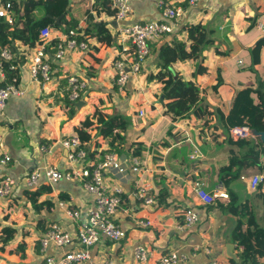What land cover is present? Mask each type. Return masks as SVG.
<instances>
[{"label":"crops","instance_id":"0c3cea01","mask_svg":"<svg viewBox=\"0 0 264 264\" xmlns=\"http://www.w3.org/2000/svg\"><path fill=\"white\" fill-rule=\"evenodd\" d=\"M13 1L23 6L24 0ZM80 1L95 0H69V4L73 9L80 8L77 6ZM168 1L183 9L174 32L149 43L150 54L140 74L129 76L121 89L115 83L113 60L123 53L131 61L133 46L129 41L123 44L118 41L117 25L160 20L156 0H131V12L124 22H115L114 15L91 10V16L79 18L78 22L88 18L84 28L103 22L111 34V43L106 45L86 36L92 42L91 48L67 51L60 62L53 59L54 48L67 31L65 24L51 27L47 46L52 78L44 89L31 78L27 67L34 47L18 40L14 42L15 51L25 54L17 70L19 85L25 91L9 97L0 123V155L7 153L12 157L7 164H0V176H11L18 182L12 195L0 198V264H44L47 256L59 259L80 247L50 244L42 251L39 237L53 223L73 233L94 202V195L79 182L67 179L51 182L44 173L49 165L60 171L69 170V152L61 140L73 134L72 127L80 125L87 116L92 121L88 129L92 138L82 143V147L91 159H98L108 150L123 155H134L140 150L136 156L145 169L140 175L130 172L124 179H117L112 172L104 173L110 190L117 185L122 189L123 202L114 219L125 229L126 236L115 242L104 240L89 248L90 260L80 264L99 263L105 258L112 259L114 264H139L133 255L139 244L150 252L145 264H152L160 255L171 251L188 256V260L178 264L238 262L239 249L230 240L236 215L226 208L230 193L238 204L248 202L256 221L264 225L263 143L253 138L232 139L224 123L237 91L249 86L264 91V45L257 64L252 63L250 51L258 40L264 39V0H196L194 4L188 0ZM193 24H202L215 43L202 51L200 63L186 60L171 64L174 73L193 81L200 89L194 110L171 119L164 112V100L159 101L163 82L154 76L159 70L157 53L167 40L187 42L185 28ZM198 64L204 73L197 74ZM70 75L83 78L87 84L84 105L79 110L66 97V79ZM218 78L221 82L217 85ZM141 110L143 115L139 114ZM105 122L126 123L124 128L112 132H118L122 141L112 140L114 144L109 145L112 135L97 132ZM43 145L51 151L42 153ZM194 150L197 152L191 158ZM33 171L39 173L37 183L25 185L24 177ZM255 174L261 181L260 186L252 189L249 179ZM195 180L201 181L208 192L217 188L225 190L228 201L203 204L193 191ZM138 181L154 185L157 204L152 209L135 197ZM39 188L42 193L32 202L33 193ZM186 208L195 209L199 220L190 228H180ZM67 210L78 211L79 216L75 219ZM139 221L149 224L142 227ZM3 227L13 229L6 242L3 241L6 235L1 233ZM231 248L235 259L230 257ZM260 263L264 264V260Z\"/></svg>","mask_w":264,"mask_h":264},{"label":"built area","instance_id":"2783aa9c","mask_svg":"<svg viewBox=\"0 0 264 264\" xmlns=\"http://www.w3.org/2000/svg\"><path fill=\"white\" fill-rule=\"evenodd\" d=\"M131 0H111V7L114 9V19L116 22H124L130 15ZM157 6L161 11L160 20H138L131 23L117 25L116 37L123 44L129 41L133 46L132 60L120 53L113 60V69L115 70V83L121 89L126 84L129 76L137 77L140 74L142 66L150 54L149 43L163 39L167 34L174 32L175 22L183 13L182 7L170 3L168 0H156ZM196 0H188L189 4H194ZM13 9V0H0V18H3L8 24H13L15 19ZM88 18L78 22L75 28L65 32V34L56 43L53 53V59L60 62L67 51L75 49L88 51L92 42H89L85 35L84 27ZM261 28V24L258 25ZM50 26L43 27L39 32V40L34 46L27 67L33 80L39 83L41 88H45L47 82L52 78V70L48 55L47 43L50 39ZM168 41V45L172 43ZM127 49V48H124ZM25 56L23 52H14L10 45L0 47V123L4 119V109L7 100L12 95H22L25 87L19 85L18 68L19 63H14L15 58ZM242 61L239 60V63ZM15 72L14 75L8 74ZM86 81L76 75H70L66 79V97L69 103L81 99L86 90ZM143 115V111L139 112ZM232 139H257L249 132L248 127H232L228 130ZM2 138L0 136V146ZM61 144L68 150L69 170L60 171L54 166H47L44 170L45 175L51 182L67 179L77 181L90 193L94 195V202L88 215L80 220L73 233L63 229L60 225L51 224L39 237V243L42 251L53 244L56 247H66L72 244L79 245L77 249L70 250L63 257L55 259L53 256H47L44 264H80L89 261L91 256L89 248L99 244L104 240L118 241L126 236V231L114 219L116 212L120 209L123 202L122 189L120 186H113L110 190L104 181V173L112 172L117 179H124L132 172L138 175L145 169L138 156L129 154H119L114 150H108L98 159L93 160L89 157L86 149L82 147V142L76 134H71L61 140ZM40 151L50 152L47 145L40 146ZM193 151L191 158L194 157ZM12 160L11 155L3 153L0 155V164L5 165ZM39 173L33 171L24 177L25 185L33 186L37 183ZM261 177L257 174L249 179V186L255 189ZM17 180L11 176H0V198L6 199L12 195L17 186ZM193 191L203 204L210 205L216 200L228 201V194L223 189H214L211 192L205 190L199 180L193 182ZM134 195L146 208H153L157 204L154 185L151 182L138 181ZM60 205H64L62 201ZM67 214L75 219L79 216L78 211L67 210ZM183 223L180 228H190L197 224L199 220L198 213L193 208H186L183 211ZM140 226L146 227L148 221H139ZM149 249L144 245H137L133 250V255L137 263L145 264L149 258ZM188 260V256L183 253L171 251L162 254L152 264H178ZM91 264H114L112 259L105 258L101 262H92ZM262 264V263H260Z\"/></svg>","mask_w":264,"mask_h":264},{"label":"trees","instance_id":"16d2710c","mask_svg":"<svg viewBox=\"0 0 264 264\" xmlns=\"http://www.w3.org/2000/svg\"><path fill=\"white\" fill-rule=\"evenodd\" d=\"M69 3V0H24L21 7L20 3L13 1L15 13L13 24H8L3 18H0V47L10 45L12 50L16 52L14 49L16 40L29 47H34L39 40V32L43 27H61L65 24V30L68 31L75 28L79 18L91 16V10H96L98 13L105 12L108 15L115 13L111 7V0H95L93 3L80 1L77 6L81 7L74 9L71 8ZM67 16H69V19ZM185 30L187 31V42L174 41L171 45L165 42L160 45L157 53L159 70L154 76L163 82L161 94L164 96V102H162V105L164 112L171 119H176L194 110L200 98V89L191 80L181 77L174 80L169 67L176 61L198 60L200 63L202 51L215 43L202 24L189 25ZM85 33L86 36H93L98 42L106 45L112 41L111 34L103 22L88 26L85 28ZM263 45L264 39H260L251 48L253 64L259 63V54ZM215 51L220 54L219 50L215 49ZM131 53L133 54L132 51ZM22 62V58L14 59L16 64ZM196 71L197 74L204 73L201 64L197 65ZM8 74L14 75L15 72H9ZM167 75L168 79L165 78ZM220 82L221 79L218 78L215 84L218 85ZM70 105L72 104L70 103ZM224 123L228 130L232 127H248L264 131V91L261 88H253L252 86L237 91L232 106L224 118ZM125 124V122L114 124L105 122L101 131L97 132H109L108 136H112L111 141L108 142L109 145H113V141L118 140L120 142L122 137L118 132L115 134H112V132L115 128H124ZM91 125L92 121L87 116L80 125L73 126L71 130L85 144L92 138L88 131ZM261 145L264 146V143ZM139 153L140 150H137L134 155ZM258 155L257 153L254 156L256 160L254 165L257 164ZM258 186L260 185L258 184ZM40 188L33 193L35 199L32 202H36L42 193ZM262 191L264 192V189ZM226 208L233 215H236L230 231V240L239 249L237 254L239 261L231 260V264H260L264 260V225H260L256 221L255 212L250 204L248 202L238 204L232 193H230ZM1 233L6 235L7 238L3 240L6 242L11 238L13 229L3 227Z\"/></svg>","mask_w":264,"mask_h":264},{"label":"water","instance_id":"95a60500","mask_svg":"<svg viewBox=\"0 0 264 264\" xmlns=\"http://www.w3.org/2000/svg\"><path fill=\"white\" fill-rule=\"evenodd\" d=\"M57 19H59V18H57ZM114 21H115V19H114ZM115 22H116V21H115ZM110 24H113V23L110 22ZM169 68H170V71H171V73H172L173 79L175 80L176 78H178L179 75L173 72L172 67L170 66ZM85 96H86V93L83 94V96L81 97L80 100L75 101V102L73 103V105L75 106V108H76L77 110H79V109L84 105V98H85ZM163 98H164V96H163V94H161L160 97H159V101L162 102V101H163ZM249 132H250L252 135H254L257 139H259L262 143H264V131H262V130H257V129H255V128H249ZM231 247H232V246H231ZM232 248H233V247H232ZM232 248H231V250L229 251V254H230V257H231V258L235 259V256L232 254Z\"/></svg>","mask_w":264,"mask_h":264}]
</instances>
